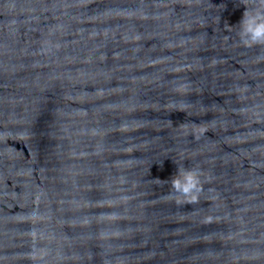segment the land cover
Masks as SVG:
<instances>
[{
  "label": "water",
  "instance_id": "95a60500",
  "mask_svg": "<svg viewBox=\"0 0 264 264\" xmlns=\"http://www.w3.org/2000/svg\"><path fill=\"white\" fill-rule=\"evenodd\" d=\"M246 9L264 0H0V264H264Z\"/></svg>",
  "mask_w": 264,
  "mask_h": 264
},
{
  "label": "clouds",
  "instance_id": "9594fccd",
  "mask_svg": "<svg viewBox=\"0 0 264 264\" xmlns=\"http://www.w3.org/2000/svg\"><path fill=\"white\" fill-rule=\"evenodd\" d=\"M240 38L245 45L264 44V13L250 12L246 9L240 21ZM172 189L178 197L194 202L200 191V179L192 169H180L170 180Z\"/></svg>",
  "mask_w": 264,
  "mask_h": 264
}]
</instances>
